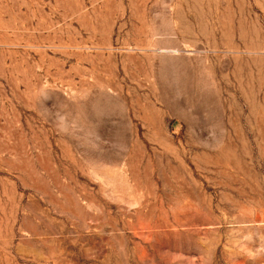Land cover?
I'll list each match as a JSON object with an SVG mask.
<instances>
[{
    "label": "rangeland",
    "instance_id": "obj_1",
    "mask_svg": "<svg viewBox=\"0 0 264 264\" xmlns=\"http://www.w3.org/2000/svg\"><path fill=\"white\" fill-rule=\"evenodd\" d=\"M0 264H264V0H0Z\"/></svg>",
    "mask_w": 264,
    "mask_h": 264
}]
</instances>
